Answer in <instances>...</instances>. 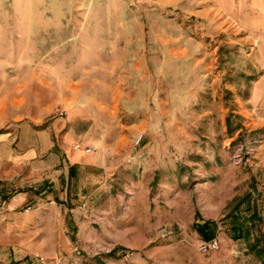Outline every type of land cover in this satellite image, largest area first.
Returning <instances> with one entry per match:
<instances>
[{
  "label": "rangeland",
  "instance_id": "374dc122",
  "mask_svg": "<svg viewBox=\"0 0 264 264\" xmlns=\"http://www.w3.org/2000/svg\"><path fill=\"white\" fill-rule=\"evenodd\" d=\"M1 138L0 264H264V0H0Z\"/></svg>",
  "mask_w": 264,
  "mask_h": 264
},
{
  "label": "crops",
  "instance_id": "0c3cea01",
  "mask_svg": "<svg viewBox=\"0 0 264 264\" xmlns=\"http://www.w3.org/2000/svg\"><path fill=\"white\" fill-rule=\"evenodd\" d=\"M97 51L99 50L97 49ZM69 58L70 57L68 55L65 56V59H66L65 63L68 61L67 59ZM57 63H59L58 60H57ZM66 137H65V141H67ZM83 137L85 138V136ZM0 142L2 144L0 145V181L15 180V172H16L15 170H20L22 168L27 157L25 155L21 156V155L14 154L11 151L10 147L8 146V144L10 143L8 139L1 138ZM35 155H36V151L33 152V156ZM69 160L72 161L73 163H76L79 160V156L78 155L72 156L69 158ZM88 162L92 163L93 160L90 159L88 160ZM11 168H12V171H11ZM14 168L15 170L13 171ZM28 199H29V193L21 191L17 193L16 195H14L13 197H10L7 201H4L3 207L7 211H14L20 206H22Z\"/></svg>",
  "mask_w": 264,
  "mask_h": 264
},
{
  "label": "trees",
  "instance_id": "16d2710c",
  "mask_svg": "<svg viewBox=\"0 0 264 264\" xmlns=\"http://www.w3.org/2000/svg\"><path fill=\"white\" fill-rule=\"evenodd\" d=\"M250 196H251L250 193H246L243 197H241L238 200L237 205L244 203L247 199L250 198ZM247 205L248 206L246 208V211L251 212L249 221L253 223L254 220H259L256 211H251L249 203ZM194 217L195 218H194V223L192 224V229L199 236L200 240L202 242L208 243L216 239L217 231H218L217 222L213 220H204L203 218L200 217V215L197 212L195 213ZM230 225H231L230 233H231V238L233 240L249 238L250 232L248 228L244 227L242 224L235 222L234 218ZM255 253L258 254L257 252Z\"/></svg>",
  "mask_w": 264,
  "mask_h": 264
},
{
  "label": "built area",
  "instance_id": "2783aa9c",
  "mask_svg": "<svg viewBox=\"0 0 264 264\" xmlns=\"http://www.w3.org/2000/svg\"><path fill=\"white\" fill-rule=\"evenodd\" d=\"M61 116H63V114H60ZM140 141V138L139 140ZM73 148L78 151V152H82L85 155H89L91 154V148L90 147H84L83 145H81L80 143H76L73 145ZM218 246V243L216 241V239L212 240L211 242L205 243L202 242L201 243V248L206 251L207 249H215Z\"/></svg>",
  "mask_w": 264,
  "mask_h": 264
}]
</instances>
